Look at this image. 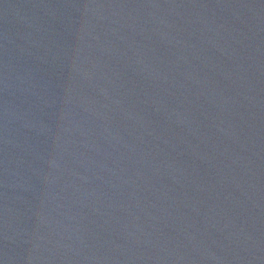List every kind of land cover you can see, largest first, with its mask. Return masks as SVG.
I'll use <instances>...</instances> for the list:
<instances>
[{"label": "water", "instance_id": "obj_1", "mask_svg": "<svg viewBox=\"0 0 264 264\" xmlns=\"http://www.w3.org/2000/svg\"><path fill=\"white\" fill-rule=\"evenodd\" d=\"M0 264H264V0H0Z\"/></svg>", "mask_w": 264, "mask_h": 264}]
</instances>
